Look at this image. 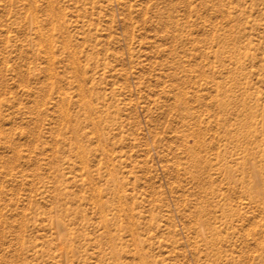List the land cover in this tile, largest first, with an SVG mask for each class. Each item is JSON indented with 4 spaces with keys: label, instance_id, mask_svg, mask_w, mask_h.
<instances>
[{
    "label": "rangeland",
    "instance_id": "obj_1",
    "mask_svg": "<svg viewBox=\"0 0 264 264\" xmlns=\"http://www.w3.org/2000/svg\"><path fill=\"white\" fill-rule=\"evenodd\" d=\"M0 264H264V0H0Z\"/></svg>",
    "mask_w": 264,
    "mask_h": 264
}]
</instances>
